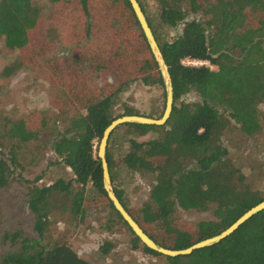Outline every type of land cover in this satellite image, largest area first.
<instances>
[{"label":"trees","instance_id":"1","mask_svg":"<svg viewBox=\"0 0 264 264\" xmlns=\"http://www.w3.org/2000/svg\"><path fill=\"white\" fill-rule=\"evenodd\" d=\"M46 1L55 8L53 17L67 26L62 45L70 44L75 35L73 31L84 39L82 47L69 45L67 57L48 68L56 81L62 76L67 80L61 83L60 89L51 87L50 98L53 92L58 94L53 107L65 116L60 121L65 125L64 130L56 131L51 150L70 170L71 178L65 183L57 180L43 187L31 182L26 203L33 215L35 237L17 240V233L6 235L17 246L1 256L0 264H89L67 244L51 242L45 236L48 201L54 192L70 196L68 211L71 215H84L90 203L102 204L109 209V218L101 224L102 229L106 230L105 225L113 222L126 227L102 190L101 170L95 157L97 145L103 130L115 118L125 115L151 118L127 108L114 115L117 95L123 89L137 81L163 89L156 63L126 0ZM136 1L168 69L172 110L160 127L123 125L126 151L115 159L109 149L112 132L106 147L107 167L116 198L143 232L161 247L180 250L217 235L264 200V193L251 183L252 176L232 164L228 138L235 128L247 138L261 129L257 107L264 103V0H150L152 11L146 10L147 0ZM119 5L122 10L117 11ZM90 11L104 16L98 23L102 34L118 31L122 35L117 48L113 50L112 44L99 43L97 39L85 41L90 24L75 25L82 19L80 14L88 18ZM196 13L203 15L201 21L188 20ZM40 17L31 0H0V37L4 47L24 54L31 43L30 32L39 23L44 24ZM167 29L177 30L171 41L164 38ZM137 37L143 41L141 48L145 56L138 59L142 64L137 68L140 70L133 73L131 55L139 57L140 49L134 45ZM107 52L112 56L114 69L126 70L128 78L106 81L101 86L109 88L94 92L84 83L75 84L71 80L75 75L83 79V75L93 72L97 66L96 71L103 68ZM20 57L3 69L4 77L21 69L26 59L25 55ZM183 58L205 61L208 66H182L179 62ZM47 80L52 85V81ZM91 81L95 88L99 85V79L91 78ZM44 114L42 117L33 115L31 124L23 120L9 124L6 136L15 140L14 147L36 138L37 130L52 128L50 120L57 113L46 109ZM36 118L40 120L37 127ZM149 132L157 136L147 141L137 140ZM14 160L11 150L8 158L0 154V188L8 185L14 172L11 168ZM120 167L152 182L148 201L140 209L127 207L123 192L116 185V171ZM86 186L96 194L90 203L83 199ZM177 208L187 216L209 212L211 218L184 225ZM130 244L133 251L140 249L144 254L160 256L144 248L133 234ZM111 249L112 244L104 241L97 251L105 256ZM164 260L167 264H264V210L216 245L195 250L187 256L164 257Z\"/></svg>","mask_w":264,"mask_h":264},{"label":"rangeland","instance_id":"2","mask_svg":"<svg viewBox=\"0 0 264 264\" xmlns=\"http://www.w3.org/2000/svg\"><path fill=\"white\" fill-rule=\"evenodd\" d=\"M31 1L39 10L40 19L44 24L39 23L30 32L31 43L27 46L26 52L23 54L6 49L3 45V38L0 37V154L4 158H8L11 150L15 155L14 165L11 166L14 172L8 185L0 188V258L3 254L15 250L17 246L7 239L6 235L17 233L19 235L17 240L35 237L32 230L33 215L29 212L26 203L27 187L32 184L31 182L35 181L34 185L43 187L49 186L57 180L65 183L71 178L70 170L58 160L51 150L56 131L62 132L65 127L64 124L60 123L61 119L65 117L63 112L59 113L56 111V107H53L58 94L53 92L50 98L51 87L60 89L61 83H67V80L62 76L59 80L60 83H58L59 81L55 80L56 76L52 72L50 73L49 70L51 71V69L48 70V68L49 65H56L61 58L67 57L70 51L69 45L75 46L77 44V48L82 47L84 39L82 40L80 34L78 35L77 32L73 31L75 35L72 36L70 44L66 47L63 46L62 42L66 39L65 30L67 26L53 17L55 8L51 7L46 0ZM147 2L146 10L152 11V2L150 0ZM119 8L122 10L119 5L117 11H120ZM97 13L90 11L88 18L85 14H80L82 19H78L75 26L85 27L90 24L91 29H89L85 41L89 42L91 39H97L99 43L104 41L112 44L110 47H113L114 50L118 47L117 44L122 39V35L118 31L108 35L102 34L98 23L104 19V16ZM189 19L201 21L203 15L201 13L191 14ZM60 28L62 29L61 35ZM176 35L177 30H164V38L167 41H171ZM41 40L44 41V45H42ZM134 45L140 49L138 51L139 57L134 54L131 55V71L133 73L140 70L137 68L141 67L142 64L138 59L145 56V51L141 48L143 46L142 39L137 37L134 40ZM46 49L49 53L42 52ZM50 53L51 55L48 56ZM22 55H25L26 60L23 61L21 69L12 76L4 77L2 75L3 69L16 61L19 56L22 58ZM41 56H44L45 59H40ZM104 57H107V60L102 64L103 68L96 71L97 66L93 72L88 71L87 75H83V79L78 75L75 77V75L71 80H74L75 84L84 83L83 85L89 86L94 92L96 90L101 91V88H109L101 86L106 81H113L121 77L128 78L126 70L123 71L121 67L120 70L114 69L111 54L107 52V56ZM209 68L214 69L213 67ZM68 74L71 73L68 72ZM91 78L99 79V85L96 88L92 84ZM47 79L52 81V85ZM83 85L79 88L80 90H82ZM116 99L113 108L114 115L121 114L123 109L127 108L137 114L158 119L164 108L162 105L164 104V90L157 86H145L140 81L123 89ZM257 108L261 125L260 131L253 137L247 138L240 134L236 128L232 129L228 134L231 141V145L228 146L232 164L241 169L244 174H250L252 176L251 183L261 193H264V103L259 104ZM46 109L57 113L50 120L53 129L37 130L39 133L36 138L14 147L15 140L8 139L6 136L9 124L20 120L31 124L33 120L30 118L33 115L34 117L44 116ZM46 116L51 118L49 115ZM39 121L38 118L34 120L36 127ZM156 136L157 134L149 132L137 140L147 141ZM93 144L95 145V141ZM109 149L113 159L120 157L126 151L124 127H117L113 131ZM115 180L116 185H119V189L123 192L127 207L130 209H140L148 201L151 180L139 178L123 167L116 171ZM93 196H96L94 190L86 186L84 201L90 203ZM69 201L70 196L65 197L58 192H54L50 197L48 201L49 221L45 231L47 240L67 244L79 258L89 264H167L163 256H150L141 252L140 249L131 250L132 233L124 225L113 222L105 225L106 230L102 229L101 224H104L109 218V209L102 204L93 205L90 203L85 207L84 215L80 216V214L71 215L69 213ZM177 210L181 213L179 220L184 225L195 224L211 218L209 212L187 216L179 208ZM104 241H109L112 244V249L105 256H101L97 249Z\"/></svg>","mask_w":264,"mask_h":264},{"label":"water","instance_id":"3","mask_svg":"<svg viewBox=\"0 0 264 264\" xmlns=\"http://www.w3.org/2000/svg\"><path fill=\"white\" fill-rule=\"evenodd\" d=\"M126 1L128 2L129 8L139 26L143 39L148 47V50L156 63L157 71L159 73L164 90V108L161 116L158 119L148 118L139 115H125L112 120L109 123V125L103 130L95 153V157L99 161V166L101 170L102 190L104 191L106 198L110 202L114 211L119 215L122 222L126 225L129 231L133 234V236L139 241V243L144 248L163 257L174 258L178 256H187L195 250L216 245L220 241L230 236L234 231L237 230L239 226H241L247 220L252 218L254 215L264 210V200L259 202L255 206L251 207L250 209H248L240 217H238L231 225H229L226 229H224L217 235L201 240L185 249H180V250H171L156 244L143 232V230L137 225V223L130 217V215L122 207V205L116 198L114 191L112 189L109 171L107 167L106 147H107L108 138L117 127L127 124L155 126V127H160L164 125L170 116L172 110V103H173L172 84L168 73V69L159 51V48L153 37V34L147 24L145 16L143 15L136 0H126Z\"/></svg>","mask_w":264,"mask_h":264},{"label":"built area","instance_id":"4","mask_svg":"<svg viewBox=\"0 0 264 264\" xmlns=\"http://www.w3.org/2000/svg\"><path fill=\"white\" fill-rule=\"evenodd\" d=\"M182 66H192V67H198V66H208L207 62L205 61H198V60H193L189 58H183L179 62Z\"/></svg>","mask_w":264,"mask_h":264}]
</instances>
